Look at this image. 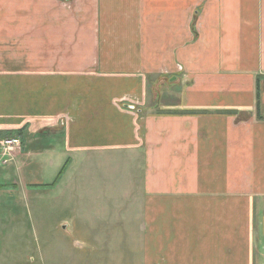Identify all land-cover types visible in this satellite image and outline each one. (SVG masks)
Listing matches in <instances>:
<instances>
[{
  "label": "crops",
  "instance_id": "1",
  "mask_svg": "<svg viewBox=\"0 0 264 264\" xmlns=\"http://www.w3.org/2000/svg\"><path fill=\"white\" fill-rule=\"evenodd\" d=\"M20 130L0 237L32 220L43 261L264 264V0H0Z\"/></svg>",
  "mask_w": 264,
  "mask_h": 264
},
{
  "label": "rangeland",
  "instance_id": "2",
  "mask_svg": "<svg viewBox=\"0 0 264 264\" xmlns=\"http://www.w3.org/2000/svg\"><path fill=\"white\" fill-rule=\"evenodd\" d=\"M24 133V131H22ZM14 136L20 140L17 152L23 146V138L21 134H16ZM4 136V135H3ZM20 136V137H19ZM9 135H5L2 139H10ZM0 139V142L3 141ZM18 144H16L18 146ZM16 152V153H17ZM16 153L14 154L16 156ZM65 159L56 167V170L50 171L46 174L47 181H55L56 179L66 178V172L63 173V165ZM8 164H4L6 166ZM63 167V168H62ZM4 167H0L2 170ZM61 170V171H60ZM63 173V174H62ZM3 214V213H2ZM4 215V214H3ZM15 221V223L13 222ZM8 231L5 235H1L0 242L3 241L2 248L0 250V255H3L1 262L3 264H50L52 263V253L44 252L45 261H43V253L39 250L37 234L33 231L31 222L32 220L24 219L23 221L7 219ZM2 244V243H1ZM50 251L53 252V249ZM6 255H9L8 257Z\"/></svg>",
  "mask_w": 264,
  "mask_h": 264
},
{
  "label": "built area",
  "instance_id": "3",
  "mask_svg": "<svg viewBox=\"0 0 264 264\" xmlns=\"http://www.w3.org/2000/svg\"><path fill=\"white\" fill-rule=\"evenodd\" d=\"M0 142V163L9 164L15 158V153L18 150L20 140L18 138L2 139ZM18 144V146L16 145Z\"/></svg>",
  "mask_w": 264,
  "mask_h": 264
},
{
  "label": "trees",
  "instance_id": "4",
  "mask_svg": "<svg viewBox=\"0 0 264 264\" xmlns=\"http://www.w3.org/2000/svg\"><path fill=\"white\" fill-rule=\"evenodd\" d=\"M22 131L23 130H20V131H18V132H1L0 131V138L2 139V137H5V135H9V137H11V138H14V136H18V135H16V134H21V137L23 138V135H24V133H22ZM4 135V136H3ZM20 137V136H19Z\"/></svg>",
  "mask_w": 264,
  "mask_h": 264
}]
</instances>
